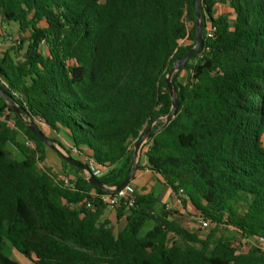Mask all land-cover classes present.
I'll use <instances>...</instances> for the list:
<instances>
[{
    "label": "trees",
    "instance_id": "16d2710c",
    "mask_svg": "<svg viewBox=\"0 0 264 264\" xmlns=\"http://www.w3.org/2000/svg\"><path fill=\"white\" fill-rule=\"evenodd\" d=\"M217 4L231 12L214 18ZM200 22L203 47L174 73L180 106L161 129L166 76L195 44L194 0H0V24H15L26 46L0 53V264H20L5 242L31 264H264L263 251H242L264 239V0H201ZM26 120L62 134L69 147L50 141L92 160L107 189L128 177L156 122L136 173L150 171L213 229L189 231L150 192L102 222L107 191L60 157L71 188L40 170L49 147ZM221 228L235 237L217 238Z\"/></svg>",
    "mask_w": 264,
    "mask_h": 264
},
{
    "label": "rangeland",
    "instance_id": "374dc122",
    "mask_svg": "<svg viewBox=\"0 0 264 264\" xmlns=\"http://www.w3.org/2000/svg\"><path fill=\"white\" fill-rule=\"evenodd\" d=\"M214 11H215L214 18H217L221 15H228L231 12L230 8L228 6H224V5L215 6ZM0 26L2 27L3 30L5 29L4 31H2L0 29V43L5 45L4 51H2L0 53H5L7 51H10V49H13L11 52L12 55H14L15 53H17L18 56L23 54V52L25 51V48H26L25 45H23L21 48H19V47L12 46L9 44L7 45V41H6L8 36H11L12 38L17 39V40H19L21 38V36H19L17 33V26L13 23L10 24L9 26L1 25V24H0ZM184 75L185 74L183 73L181 77L183 78ZM26 123H29V121L26 120ZM39 128L41 129V131L43 132V134L45 135V137L48 140H55L61 145H64L66 143L65 138L62 134L53 133L45 125H39ZM18 141L21 144L22 143L24 144L26 139L24 136H19ZM55 146L60 151L65 153L59 146H57L56 144H55ZM26 148L29 150L30 154H32L35 157V159L38 157V153L35 152L36 149H35V146L33 143H32V147H26ZM7 151L13 159H15L17 161L22 160L21 154L12 145L9 144L7 146ZM43 151L45 154V161L44 162L38 161L37 167L40 170H43L45 167H48L51 170V173L54 176H56L57 178L67 177L65 175V173L61 171V166H63V164H62L59 156L54 151L50 150L49 148H45ZM64 166H65V170H64L65 172H67V173L71 172L70 168L67 165H64ZM145 189L148 192H150L152 195H154L156 198H159L161 195V191H162V185L156 184V182L154 180H151L146 184ZM164 199H165V201L163 203H161V205L165 206V210L168 211L169 214L171 215V217H173V219L176 222H178L181 226L185 227L189 231L196 232L201 237H206L209 235V233L213 229V226H208L206 228H203L198 223L199 216L197 215V213L194 210H192L189 206L184 208L181 204H179L175 201L174 197H173V199H174L175 205L169 201V196H165ZM166 206L168 208H166ZM113 212H114V209L107 208V210L105 211V214L102 218V222L108 221L110 223H113V220H114ZM122 227H123L122 224L116 225L114 227V232L116 233L117 231L122 229ZM150 228H151V225L148 224L145 227L144 232H146ZM216 237L217 238H220V237L234 238L235 232L231 228H221L218 230ZM252 247H256L260 251L264 252V243L259 241V240H255V239L245 240L243 242L242 251L247 252ZM4 253L7 256H9L11 259L19 262L20 264H31V262L29 260H27L24 257H22L21 255H19L7 242H5V244H4Z\"/></svg>",
    "mask_w": 264,
    "mask_h": 264
},
{
    "label": "water",
    "instance_id": "95a60500",
    "mask_svg": "<svg viewBox=\"0 0 264 264\" xmlns=\"http://www.w3.org/2000/svg\"><path fill=\"white\" fill-rule=\"evenodd\" d=\"M194 7H195V37H194L195 44H194L193 48L186 55H184L181 59H179L178 62H176L173 65L171 71L166 76L165 85H166V88L168 90L169 96L171 98V108L172 109H171V112L165 118H162V119H159L156 121V122H159V121L164 122V125L161 127V129H163L166 125H168L172 121V119L176 116L178 109H179V106H180L179 101H178L176 94L174 92L172 82H171L174 73L181 70L189 62V60L195 54H197L203 47L204 41H203V36H202V24L200 22L201 0H194ZM0 96L4 99H7V97L5 96V94L1 90H0ZM13 109L17 113H19V111L15 107H13ZM156 122L152 123L147 128V130L145 131L142 138L135 145L134 155H133V164H132L130 173H129L128 177L123 181V183L114 189L105 188L98 180H96L92 176L91 171L88 167L84 166L79 161L73 159L72 157H70V156L66 155L65 153H63L62 151H60L52 141L48 140L45 137V135L43 134V132L41 131V129L37 125L29 122L28 123V129L35 136V138L38 141L42 142L44 145L49 147L62 160H64L66 163L73 166L74 168L83 171L87 175L88 182L90 185L95 186L99 189L105 190L107 192H113V191L125 188L134 179L137 167L139 165L141 148L154 135V132L150 133V130Z\"/></svg>",
    "mask_w": 264,
    "mask_h": 264
},
{
    "label": "built area",
    "instance_id": "2783aa9c",
    "mask_svg": "<svg viewBox=\"0 0 264 264\" xmlns=\"http://www.w3.org/2000/svg\"><path fill=\"white\" fill-rule=\"evenodd\" d=\"M214 30L208 26L206 29V37L211 38L213 35ZM7 45H12V46H19L20 45V40L14 39L11 36H8L7 39ZM5 45L0 43V52L4 51ZM43 125V124H40ZM24 145L26 147H32V142L26 140L24 142ZM71 155L75 158H77L79 161H81L83 164H85L91 172L93 173H98L101 171V169H98L94 162L90 160L88 157L78 153L75 149H71ZM66 187L71 188L72 185L70 183V180L67 177H60L58 178ZM128 187V186H127ZM126 188H122L113 192H107L104 194H101L98 196L99 201L101 204L105 205L109 209H114L116 206H123L125 208L132 207L134 204V196H132ZM179 203L178 201H176ZM180 204V203H179ZM166 208H168L166 206ZM198 223L203 227L206 228L210 226L209 222L206 221L203 218L199 217ZM259 241L264 243V239H260Z\"/></svg>",
    "mask_w": 264,
    "mask_h": 264
},
{
    "label": "crops",
    "instance_id": "0c3cea01",
    "mask_svg": "<svg viewBox=\"0 0 264 264\" xmlns=\"http://www.w3.org/2000/svg\"><path fill=\"white\" fill-rule=\"evenodd\" d=\"M217 5L228 6L227 4H217ZM1 28L2 27L0 26V29ZM64 145L66 147H69V145L67 143H65ZM144 151H145V149L141 148L142 154L144 153ZM73 159L76 160L77 158L74 157ZM145 164H146L145 158L141 157L139 160V165H141L143 167ZM64 170H65V168L63 166H61V171L63 172ZM151 180H154L156 182V184L162 185L161 195L158 198V200L161 203H163L165 201V199H164L165 196H169V201L175 205L174 199L172 197L173 195L171 194L168 187L166 185L162 184L161 182H159L155 175H153L150 171L145 170V169L140 170L137 173H135L134 179L128 185L127 190L132 196H136V195L141 194V193H148V191L145 189V187H146V184ZM113 215H115V212H113ZM171 219H173V217H171ZM121 224L123 225V223H120L119 225H121Z\"/></svg>",
    "mask_w": 264,
    "mask_h": 264
}]
</instances>
